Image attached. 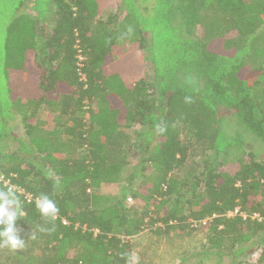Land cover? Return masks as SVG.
I'll list each match as a JSON object with an SVG mask.
<instances>
[{
  "label": "trees",
  "instance_id": "16d2710c",
  "mask_svg": "<svg viewBox=\"0 0 264 264\" xmlns=\"http://www.w3.org/2000/svg\"><path fill=\"white\" fill-rule=\"evenodd\" d=\"M105 1L50 0V29L32 19L7 28V65L13 63L11 49L25 48V35L38 34L42 44L41 53L34 41L33 50H22L17 65L9 66L18 70L9 89L12 103L19 102L27 142L0 144V175L34 198L47 194L60 211L55 220L45 218L34 201L18 194L24 215L16 223L26 246L0 248L1 264H132L131 237L145 228L162 236L202 229L206 250L231 256V264L256 252L247 264H264L263 221L250 218L256 213L264 219V159L234 147L242 142L230 140L221 127V113L228 112L264 143V0L171 2L182 48L178 71L193 76L195 89L160 85L149 52L152 33L146 45L149 29L134 20L130 30L126 16L114 40V31L96 20ZM121 41L146 48L144 57L123 56L119 68L111 48ZM147 56L152 81L145 73ZM152 94L159 108L152 106ZM41 105L55 106L57 115L37 118ZM132 139L140 141L137 167L122 178L120 193L100 205L97 191L118 182L130 164ZM195 158L201 169L177 180L173 174ZM136 177L145 180L134 188ZM128 193L145 202L137 212L125 202ZM235 208L246 218L227 216Z\"/></svg>",
  "mask_w": 264,
  "mask_h": 264
},
{
  "label": "rangeland",
  "instance_id": "374dc122",
  "mask_svg": "<svg viewBox=\"0 0 264 264\" xmlns=\"http://www.w3.org/2000/svg\"><path fill=\"white\" fill-rule=\"evenodd\" d=\"M173 0H106V7L99 12L97 19L98 24L101 23L102 27H106L112 33L113 39L116 40L118 36L117 29L122 27V19L128 16L126 24L130 30H132L133 21L140 22L142 28H148L149 32L145 33V44L150 45L151 34L153 35V44L150 48V55L155 62V70L157 74V80L160 85L164 87L182 85L184 88L195 89L196 84L191 74L185 71H178L180 64V58L182 55V48L178 42L179 31L172 21L171 2ZM204 2H210L211 0H203ZM104 3V1H102ZM54 8L51 6L50 0H0V133H1V146L2 148H15L18 147V139L27 142L25 132L22 126L21 117L16 110L17 104L12 103V93L9 89V83L11 79L16 78V68L10 70L9 66H16L18 60V53L21 55L22 50L24 53L32 49L34 41L36 42V48L41 53L42 40H37L38 34H34L31 37L30 34L25 35L28 41H24V49L9 48L11 54V60L13 63L7 65V28L15 21L28 22L30 25V19L34 20L37 27H46L50 29L54 22ZM128 13V14H127ZM212 17V16H211ZM132 34L134 32L132 31ZM23 35V32H22ZM136 35L132 38L135 39ZM36 38V39H35ZM14 43V41H13ZM11 47H14V45ZM137 42L129 44V46L122 45V41L116 43L111 48V56L116 61L117 66L122 68L124 66L126 58L132 56L134 58L144 57L146 48L139 50L137 48ZM36 49V50H37ZM33 50V49H32ZM30 50L27 52L29 53ZM27 55V54H26ZM25 55V56H26ZM148 55V54H147ZM126 56V58H123ZM153 66L148 56L145 57V73L150 81L153 80ZM160 100L157 95L152 94L151 104L153 107L159 108ZM57 109L55 106L41 105L36 111V117L43 119L50 116H56ZM222 131L227 135L230 140L238 139L242 142L238 146L239 150H250L257 158L264 159V143L253 137L251 133L245 131L238 123L233 115H229L228 112H222ZM140 127H136V130ZM133 146L130 148L129 161L130 164L126 166L120 174L119 181L103 186L97 193L100 196L99 204H105L107 198H111L117 195L121 191V186L124 184L122 178L129 175L137 166L139 159L141 158L140 141L137 144L134 139ZM154 143V140L150 142V145ZM236 149V148H234ZM241 152V151H240ZM232 160V156L228 157L229 164ZM200 159H189L184 167L174 173V177L178 179L183 175L197 169H201ZM150 169V168H149ZM146 171V175L150 174V170ZM145 180V178H143ZM141 177L134 179V188L143 180ZM144 191V190H140ZM130 195L128 193L126 198ZM125 202L129 207H133L135 211L142 208L144 200L138 198L128 202ZM151 207V205H150ZM165 207L160 209L161 216L165 215ZM196 225H192L195 227ZM197 227V226H196ZM204 231L189 230L184 233H178L177 230H171L167 235H161L151 233L148 229L142 230L140 233L131 237L133 246L132 264H231V256H220L215 250H206V240ZM247 245L251 246L250 242ZM68 253L73 254V249ZM256 252L241 254L238 259L244 261L243 264L254 263L257 255ZM1 256V254H0ZM1 264V257H0Z\"/></svg>",
  "mask_w": 264,
  "mask_h": 264
},
{
  "label": "clouds",
  "instance_id": "9594fccd",
  "mask_svg": "<svg viewBox=\"0 0 264 264\" xmlns=\"http://www.w3.org/2000/svg\"><path fill=\"white\" fill-rule=\"evenodd\" d=\"M186 101H190V98L186 97ZM157 130L160 133L165 131L163 127H158ZM6 183V188H0V248L17 251L26 246V240L20 234L22 229L16 223L24 213L16 186ZM33 203L41 216L50 220L57 218L60 209L47 194H40Z\"/></svg>",
  "mask_w": 264,
  "mask_h": 264
},
{
  "label": "built area",
  "instance_id": "2783aa9c",
  "mask_svg": "<svg viewBox=\"0 0 264 264\" xmlns=\"http://www.w3.org/2000/svg\"><path fill=\"white\" fill-rule=\"evenodd\" d=\"M77 59H78L77 65L80 68L82 66V61H83L84 58L81 55L79 49H78ZM79 73H80L81 77L83 78V75L81 74V71H79ZM6 182H10L9 178H6L3 175H0V183H2L4 186L7 187L8 185H7ZM11 184L15 185L13 183H11ZM15 186H16L18 194L22 195L24 200H26L28 202L35 200V198L31 194H29L26 191H24V189L18 187L17 185H15ZM127 201L130 202L131 201V197L128 196ZM235 215H240L241 217L246 218V214L244 212H242V211H239L238 208H235L232 211L227 212V216H235ZM250 218L251 219H257L258 221H263V225H264V219H262L258 214L254 213V214L250 215ZM63 223L65 224L66 221L64 220Z\"/></svg>",
  "mask_w": 264,
  "mask_h": 264
},
{
  "label": "crops",
  "instance_id": "0c3cea01",
  "mask_svg": "<svg viewBox=\"0 0 264 264\" xmlns=\"http://www.w3.org/2000/svg\"><path fill=\"white\" fill-rule=\"evenodd\" d=\"M125 46H129V44H125ZM44 119V118H43Z\"/></svg>",
  "mask_w": 264,
  "mask_h": 264
}]
</instances>
